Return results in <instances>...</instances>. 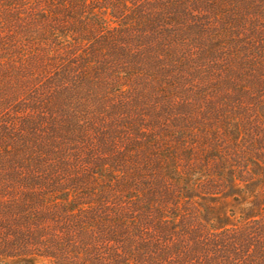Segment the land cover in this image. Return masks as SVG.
Listing matches in <instances>:
<instances>
[{
	"label": "rangeland",
	"instance_id": "374dc122",
	"mask_svg": "<svg viewBox=\"0 0 264 264\" xmlns=\"http://www.w3.org/2000/svg\"><path fill=\"white\" fill-rule=\"evenodd\" d=\"M12 2L0 1V10ZM36 7L24 21L42 28ZM85 10L76 16L86 24L97 9ZM84 23L77 26H93ZM255 25L234 34V50L227 38L180 41L171 50L150 38L149 51L166 66L147 71L142 57L120 62L102 49L89 75L80 56L91 40L79 43L76 26L65 37L26 33L62 47L54 49L58 71L35 73L14 106L19 112L5 115L46 117L38 137L52 150L46 164L55 176L37 180L49 200L30 199L42 203L31 223L0 212V264H117L141 253L149 260L143 237L153 251L155 242L168 246L175 260H264V31L256 34ZM257 27L264 30V18Z\"/></svg>",
	"mask_w": 264,
	"mask_h": 264
},
{
	"label": "trees",
	"instance_id": "16d2710c",
	"mask_svg": "<svg viewBox=\"0 0 264 264\" xmlns=\"http://www.w3.org/2000/svg\"><path fill=\"white\" fill-rule=\"evenodd\" d=\"M12 1L7 8L4 7L5 10H0V212L5 214V221L7 217L13 218L20 221L19 225L31 223L36 219V210H41L42 203L36 208L30 205V199L39 201L40 197L42 200L47 198L48 194L45 190L42 188L38 190V187L44 184L36 185L39 178L52 174L46 164L48 161L46 156L52 154V150L39 141L38 137L41 133L38 127L44 123L43 119L46 117H42V114L37 117L27 115L17 120L14 116L9 117L10 113L8 115L5 113L10 109L11 113L19 112L14 106L21 103L24 98L21 96L23 86L28 87L29 84L26 83L33 79L35 73L39 75L46 72L50 76L58 71L56 64L59 62L58 59H53V56L55 50L62 49V47L51 48L50 46L54 45L47 44L39 38L35 40L26 37V33L36 34L37 32L41 35L55 31L65 37L66 28L76 26V33L82 38L78 40L79 43L83 42V39L91 40L89 51L80 56L82 60V56H85V60L81 63H85L83 70L86 69L88 71L86 75H89V72L91 74L95 71L94 67L100 64V58L104 55L101 54L102 49L107 51L111 58L117 57L120 62L123 58L127 61L126 63H133L136 58L142 57L144 65H141L147 71L152 66L158 67L162 60L158 54L149 51L152 38L160 40L158 44L162 47L168 46V50H171V47H177L176 42L180 41L194 42L210 37L227 38L230 40L229 46L234 50L239 45L234 34H241L254 23H256V27H253L256 34L262 35L260 32L264 31L263 29L260 31L257 27L264 18V0H79L80 4L77 2L76 6L71 5V2L69 4L66 0L59 5L58 0H31L25 5H19V1L22 0ZM100 1L102 5L98 8L103 12H99L95 6L90 7L91 4L98 5ZM38 3L45 21L42 28H38L37 24L33 25L30 21H24L25 16L29 19L32 17L31 12L37 10ZM79 7L80 11L85 9L87 11L88 8L97 9L96 14L92 12L96 18L86 23L93 26L89 28L84 26V30L77 26L79 23H84L77 20L76 15L79 13L76 11ZM61 9H67L68 12L63 13ZM111 11H113L112 14ZM58 15L63 18L54 20L53 18ZM112 18L119 21L113 25ZM212 20L214 23H211ZM64 23L68 26L65 27ZM34 26H37L36 29H32ZM85 35H91V37ZM134 41L139 43L133 44ZM128 53H130L129 56ZM113 59L116 60V58ZM161 65L164 68L166 66L165 62ZM157 69H159L157 74L162 78V68ZM165 80H167L166 74L163 77L164 82ZM153 82L154 79H149L146 81V86H153ZM39 85L40 83H37L38 87ZM34 88L41 93L44 87L39 90L37 87ZM44 99L41 98V102L42 100L44 102ZM46 104L50 106V101L48 100ZM50 117H53V111ZM45 185L50 187L52 184ZM52 190L55 191L54 188ZM12 225L13 228L19 226L16 223ZM116 226L122 227L119 223ZM143 240L144 243L141 242L140 245L149 250L151 259L144 260L141 253V260H138L135 253L132 255L136 257V260H117V264H264V260H229V255L226 260L194 258L175 260V256L169 257L168 246L159 244L160 241L155 242L153 251L151 243H146L145 237ZM37 253V251L21 253L18 257L24 256L31 259L40 255ZM10 255L14 257L16 253ZM22 261L26 264H37V260ZM104 263H106L105 260H83L81 264Z\"/></svg>",
	"mask_w": 264,
	"mask_h": 264
}]
</instances>
